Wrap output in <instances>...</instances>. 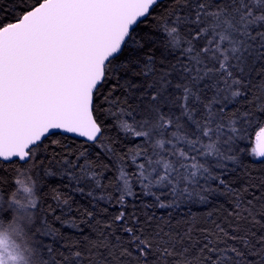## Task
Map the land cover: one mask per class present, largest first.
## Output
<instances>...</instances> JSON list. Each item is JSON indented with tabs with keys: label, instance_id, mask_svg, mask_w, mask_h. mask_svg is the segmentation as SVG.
I'll return each instance as SVG.
<instances>
[{
	"label": "snow or ice",
	"instance_id": "6c2138e0",
	"mask_svg": "<svg viewBox=\"0 0 264 264\" xmlns=\"http://www.w3.org/2000/svg\"><path fill=\"white\" fill-rule=\"evenodd\" d=\"M0 264H264V0H0Z\"/></svg>",
	"mask_w": 264,
	"mask_h": 264
}]
</instances>
